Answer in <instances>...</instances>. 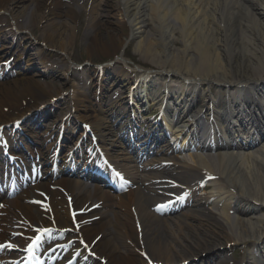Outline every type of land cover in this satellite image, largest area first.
<instances>
[{"label": "bare ground", "instance_id": "obj_1", "mask_svg": "<svg viewBox=\"0 0 264 264\" xmlns=\"http://www.w3.org/2000/svg\"><path fill=\"white\" fill-rule=\"evenodd\" d=\"M20 1L22 9L16 12ZM60 1L0 0V34L17 38V32H29L30 27L41 26L44 44L53 51L64 53L59 54L64 61L62 77L66 80L72 71L67 46L73 26L70 11L59 9ZM111 1L121 19L115 23L127 27V35L137 39V52L157 69L154 72L136 71L134 81L128 84L130 90L127 94L122 91L123 86L114 82L130 73L121 70L124 75L111 77L113 80L100 94H94L96 106L86 92L73 89L67 97L64 113L58 118L59 121L65 118V125L71 123L64 138L70 137L74 128L73 113L81 110L84 113L78 118L90 123L91 131L101 143L107 145V141H115V138H108L112 132L110 124L114 118L122 119L124 112L114 106V99L118 100L117 94H125L126 99L134 91L135 82L140 80L148 82L151 96L148 98L156 108L168 92L176 103L183 106L198 96L201 98L200 108L209 113L212 104L205 101L211 98L217 101L224 120L234 116L247 122L250 130L264 127L261 120L252 117L256 115L260 119L264 115L254 99L256 94L264 96V0ZM2 13L9 14L11 23H7ZM150 19L152 24L149 27ZM97 24L91 16L92 27ZM91 36L93 44L101 51L111 49L115 52L124 42L116 29L110 33V45L98 36L95 29ZM175 42L179 46L175 47ZM27 43L43 66L32 75L13 70L10 76L0 80V140L15 149L25 139L19 131L22 126L28 124L31 131L40 135L35 127L42 117L38 110L52 104L53 94L50 95L49 91L53 89L57 95L61 93L56 86L47 89L38 78L51 70L45 59L46 50L36 46L29 36ZM2 56L0 71L6 65L12 66V62ZM138 68L144 70L140 67L136 70ZM107 69L113 74V67ZM103 74L102 82L106 78ZM123 81L122 85H125L126 79ZM106 96L109 100L101 102ZM134 122L139 123L137 119L132 124ZM13 123L20 124V127L12 133ZM8 124L10 135L6 137L3 128L5 130ZM151 125L154 129L150 128L146 134H133L135 140L145 141L146 145L156 143L159 155L179 153L174 157H153L147 163L123 164L130 157L118 156L113 149L110 150L114 152L109 154L105 152L109 148L102 147L101 154L110 166L118 169L120 172L117 173L134 186L127 188L128 184L123 183L120 194L112 192L106 184L92 182L78 173L57 170L59 165H52L51 161H55L58 136L45 132L42 136L43 143H47L46 155L41 163L28 170L30 177L35 178L21 186L11 199L0 198V263L21 264L19 255L7 250L11 248L9 244L14 247L23 240L22 236H30L29 240L23 241L24 262L32 263L35 246H31V240L42 241L44 233L52 228L72 230L68 238H76V242L73 247L63 245L65 242L58 240L60 233L52 235L51 232L50 244L37 255L42 264H53L52 258H55V264H69L74 257L86 258L87 253H93L100 261L106 260L109 264H145V259L155 264H178L196 256L202 259L200 253L209 256L208 251L226 244L240 245L243 248L241 258L229 262L226 258L214 256L212 264H264V135H252L253 138L245 143L224 142L217 133L200 135L177 127L173 142L160 143L165 134L160 133L158 122ZM245 132L244 137L248 134ZM127 134L128 137L131 135L130 132ZM13 137H16L14 141ZM79 152V147H75L73 156L77 157ZM148 154L149 150H144L136 156L141 161L148 158ZM19 157L15 155V158ZM175 157H180L181 163L175 161ZM65 158L62 162L67 164ZM89 158L79 157V163L85 165ZM139 168L157 172L141 174ZM0 170V186H10L17 179L14 172L5 175V169ZM108 179L117 182L112 173ZM200 188L207 191L204 196L193 195ZM192 195L190 209L182 213L186 220L175 234L168 218L161 217L156 211L157 205L182 201L185 196L186 200ZM206 203L214 209L203 208ZM179 218H182L181 214ZM193 219L198 221L197 224L191 222ZM88 256L86 264H100L99 260Z\"/></svg>", "mask_w": 264, "mask_h": 264}, {"label": "rangeland", "instance_id": "obj_2", "mask_svg": "<svg viewBox=\"0 0 264 264\" xmlns=\"http://www.w3.org/2000/svg\"><path fill=\"white\" fill-rule=\"evenodd\" d=\"M60 2L62 3L61 8H59L60 10H63L65 12L70 11V14L72 15L70 23L73 26V30L71 33L72 38L70 40L69 45L67 46V55H69L71 58L70 62L72 71L67 74L66 80H64V78L62 77L64 61L60 57V54L64 53L59 51H53L50 47H47L44 44L41 36V26L30 27L29 32L21 30V32H17L19 34L17 38H12L8 34H0V55H5V57H7V59L10 58L9 60L12 62V66L6 65L4 69L0 71V80H3L10 76L11 71L13 70L16 72L21 71L26 75H32L37 73L40 70V67L43 66L42 62L38 60V58H35V56L33 55L34 51H31L30 46L27 43L28 36L32 40H34L36 46L40 45L46 50L45 59L47 60V66L51 68V70L48 72L45 71L44 73L40 74V76H37L43 83L47 85V89H49L50 86H56L57 89L61 91V93L57 95L58 93L51 89V91L49 92L50 95L53 94V96L51 97L52 104L46 106L45 109H43L42 111H38L40 114L42 113V117H39L41 121L38 124L40 126L39 133H42L45 130L52 132L55 131V127L57 126L55 124L56 118H59L60 115L64 113L67 97L70 93H72L73 89L86 92L89 95L90 102H92L96 106L97 101L96 99H94V94L102 91V89H104V87H106L113 80V78L111 77L120 78L121 74H123V70H128L130 72L128 75L122 76L126 78L130 77V75H134L136 71L149 70V72H154L157 69L155 65L149 63L148 58H143V56H141V54L137 52V39L127 35V27L115 23V20L119 19L121 21V19L118 15L119 13L117 9L113 8L114 3L111 0H61ZM17 4L19 6H16V12L22 9V2L20 1ZM93 10H95L94 13L92 12ZM113 12L115 14L114 16ZM91 16L92 18L94 16L95 22L98 23L95 27H92L91 25ZM2 17H5L7 23H11L9 19L10 16L8 13H2ZM148 24L150 27L152 24L151 19L148 21ZM94 29L96 30L98 36L105 40L107 45H110L112 43L110 33L113 29H116V31H118L121 36V40H124V42L121 47L115 52L111 49H109L108 51H101L96 48V45L93 44L92 41L91 35ZM174 46H179L178 42H175ZM117 60L120 61L116 62ZM108 67H113V74H110L112 71L110 72V70L107 69ZM137 67H140L144 70H141L139 68V70H136ZM103 73H105V76L106 78H108V80L105 78V81L103 80L102 82V76H104ZM115 90L121 91V89L118 88H115ZM117 96L120 97L121 94H117ZM106 100V97H103V103ZM83 113L84 112L81 110L73 113V117L77 122V127L79 126L78 133L81 129L80 125H82V123L83 125L86 123V120L82 121L78 118V116L82 115ZM154 116L155 115H152L149 118H153ZM119 125V120L112 122L113 134L111 133V135H109V138L115 136L116 128H118ZM29 128L30 127L28 124L24 125L21 127V131L23 133L27 132L29 135ZM169 140L171 141V138H169ZM160 156L163 155H156L155 157L158 158ZM165 156L174 157V153L164 155V157ZM185 158L188 163H191V160L188 158V156H185ZM179 159L181 158H174V160L177 162H180ZM122 163L132 164L134 162ZM144 163H147V161H144ZM150 172L152 171H147L143 169L141 170L139 168V173L141 174ZM155 172L157 171L154 170L152 173ZM28 182L29 181L26 176L20 177L17 180L16 184H14L12 187L4 188V190L0 193V198L2 197L3 199H11L19 192L20 187L24 186L22 184ZM133 187L134 186H132L131 184L127 185V188ZM109 188L114 193H117L119 189L120 192L122 191L119 184L116 188L115 184L113 185V187L109 185ZM120 192L118 194H120ZM205 192L207 191H205L204 189H199L193 195L204 196ZM193 195L191 196V198L189 197L190 201L188 203L187 200L189 198L184 200V198H186L185 196L182 201H170L162 203V205H157L156 211H159L161 217L168 218V223H170V225L173 227L172 232L175 234L178 228H180V224L183 223L184 220H186L185 216H182V213H185L190 209V206L188 205L191 202ZM202 207L207 210L214 209L210 203H206L202 205ZM180 214L182 218H179ZM191 222L197 224L198 221L193 219L191 220ZM53 232L61 233V239H66L67 242L71 241V244L76 241V238L68 239L69 235L72 234V230L70 229H53ZM217 247L213 251L207 252L209 256H205L206 253L202 252L200 253L201 257H203L202 259H199L200 256H196L193 259L185 260L178 264H212L211 261L214 256L215 258H226L229 260V262H232V259L239 260L243 253V248L237 244H226L224 246ZM16 251H21L19 242L15 252ZM95 256L96 255L93 254L92 258L96 261H100L99 257ZM144 262L145 264H154L146 259ZM100 264L109 263L106 260H103L100 261Z\"/></svg>", "mask_w": 264, "mask_h": 264}, {"label": "snow or ice", "instance_id": "obj_3", "mask_svg": "<svg viewBox=\"0 0 264 264\" xmlns=\"http://www.w3.org/2000/svg\"><path fill=\"white\" fill-rule=\"evenodd\" d=\"M9 247H11V245H9Z\"/></svg>", "mask_w": 264, "mask_h": 264}]
</instances>
